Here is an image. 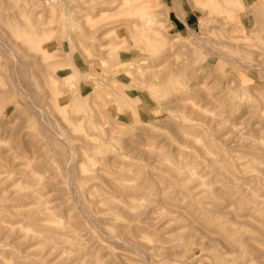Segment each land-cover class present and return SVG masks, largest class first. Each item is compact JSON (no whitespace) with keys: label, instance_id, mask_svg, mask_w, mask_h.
Masks as SVG:
<instances>
[{"label":"rangeland","instance_id":"rangeland-1","mask_svg":"<svg viewBox=\"0 0 264 264\" xmlns=\"http://www.w3.org/2000/svg\"><path fill=\"white\" fill-rule=\"evenodd\" d=\"M0 264H264V0H0Z\"/></svg>","mask_w":264,"mask_h":264},{"label":"bare ground","instance_id":"bare-ground-1","mask_svg":"<svg viewBox=\"0 0 264 264\" xmlns=\"http://www.w3.org/2000/svg\"><path fill=\"white\" fill-rule=\"evenodd\" d=\"M130 89V88H129ZM63 107V106H62ZM62 107L60 106V108L62 109ZM49 125V124H48Z\"/></svg>","mask_w":264,"mask_h":264}]
</instances>
